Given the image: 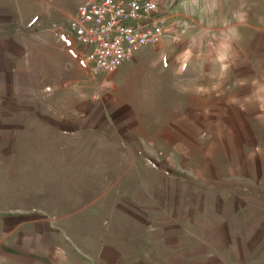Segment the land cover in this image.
Masks as SVG:
<instances>
[{
	"label": "rangeland",
	"instance_id": "374dc122",
	"mask_svg": "<svg viewBox=\"0 0 264 264\" xmlns=\"http://www.w3.org/2000/svg\"><path fill=\"white\" fill-rule=\"evenodd\" d=\"M80 1L0 0V208L31 187L47 218L62 192L88 201L90 232L105 208L112 233L113 204L136 194L152 264H264V59L224 73L199 62L193 32L172 33L95 101L96 70L69 34Z\"/></svg>",
	"mask_w": 264,
	"mask_h": 264
},
{
	"label": "crops",
	"instance_id": "0c3cea01",
	"mask_svg": "<svg viewBox=\"0 0 264 264\" xmlns=\"http://www.w3.org/2000/svg\"><path fill=\"white\" fill-rule=\"evenodd\" d=\"M157 1L161 11L167 14L160 39L155 44L140 47L130 61L116 72L105 73L102 80L98 78L100 72L93 67L95 78L100 83L95 90L100 91V96L94 97L95 91L92 93L95 101L101 100L110 80L119 82L137 68V62L148 46L159 44L170 48L172 40L169 34L177 33L181 41L188 36L187 30L193 32L190 38L197 40L199 62L208 63L209 67L221 63L224 73L238 71L246 74L259 70L260 61L264 59V0ZM112 74L115 75L111 77ZM213 78L215 80L217 75ZM224 79L226 87L230 81L227 77ZM124 112L120 111L119 115H124ZM21 190L27 192L23 203H17L11 210L0 208V264L154 263L153 255L156 254L151 248L153 229L142 220L141 224H136L138 212H146L145 205L137 201L136 194L122 195L113 204L112 213L120 216L121 223L112 233H106L105 216L109 213L105 208L98 207L95 217L101 222H98L96 230L90 232L86 227L88 201L78 200L73 206L71 198L61 192L59 198L51 199L55 203L53 209L45 213L48 217L42 218L35 192H31V187ZM139 241L143 243V257L137 259L134 246Z\"/></svg>",
	"mask_w": 264,
	"mask_h": 264
},
{
	"label": "built area",
	"instance_id": "2783aa9c",
	"mask_svg": "<svg viewBox=\"0 0 264 264\" xmlns=\"http://www.w3.org/2000/svg\"><path fill=\"white\" fill-rule=\"evenodd\" d=\"M166 23L157 0H81L69 34L86 45L84 56L96 70L110 74L140 47L157 43ZM99 96L95 91L94 97Z\"/></svg>",
	"mask_w": 264,
	"mask_h": 264
}]
</instances>
